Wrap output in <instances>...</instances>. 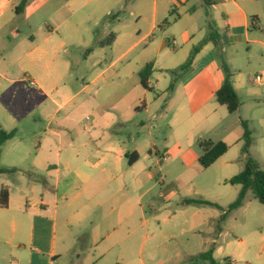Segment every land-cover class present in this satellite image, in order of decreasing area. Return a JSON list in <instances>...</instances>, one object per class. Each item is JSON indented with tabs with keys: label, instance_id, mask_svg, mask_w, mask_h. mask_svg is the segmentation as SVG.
I'll return each mask as SVG.
<instances>
[{
	"label": "crops",
	"instance_id": "0c3cea01",
	"mask_svg": "<svg viewBox=\"0 0 264 264\" xmlns=\"http://www.w3.org/2000/svg\"><path fill=\"white\" fill-rule=\"evenodd\" d=\"M21 1L0 0V128L16 133L0 153V170L9 171L0 173V192L9 191L8 207L0 206V264H200L193 259L213 245L216 261L234 245L240 255L264 249V230L227 241L239 235L231 222L252 229L251 193L226 216L240 192L227 182L246 165L245 155L229 157L243 152V122L264 131V0H62L37 27L19 18L39 0L17 13ZM211 22L242 102L235 114L216 101L225 73L212 43L168 92L171 72L207 38ZM112 34L111 45H99ZM73 48L90 63L70 88L62 81L73 67L65 63L62 72L58 58ZM148 64L151 90L139 77ZM253 71L261 84L253 85ZM25 80L37 87L26 88ZM21 90L32 92L21 98ZM199 140L229 146L214 165L223 160L218 185L233 189L193 198L165 173L164 163L201 166ZM253 147L249 157L264 170ZM91 218L98 235L74 261L80 241L71 242L70 231ZM187 234L193 239L181 241Z\"/></svg>",
	"mask_w": 264,
	"mask_h": 264
},
{
	"label": "rangeland",
	"instance_id": "374dc122",
	"mask_svg": "<svg viewBox=\"0 0 264 264\" xmlns=\"http://www.w3.org/2000/svg\"><path fill=\"white\" fill-rule=\"evenodd\" d=\"M62 0H39V3L34 1L33 7L28 10L25 16H21L19 19H28L35 22L37 26L40 24H43L46 20L51 19L53 16V13L58 9V6L60 5V2ZM264 5V4H262ZM264 8V6H263ZM264 12V11H263ZM262 20L264 24V13H262ZM20 25L22 26V30L25 32V35L29 34L28 24L23 21H21ZM46 31V30H45ZM89 56L86 54V51H78L73 49H70L67 53H61V56L58 58L59 62L58 65L61 66L62 72L65 70V63H68L71 67H73L72 72L68 73L65 76V79H63L62 84H67L70 88L72 86L77 87L76 84V78L80 77V80H82L81 76H83L86 67L90 63V60L88 58ZM21 76H25V73L20 72ZM261 74V73H260ZM259 74V75H260ZM257 71H253L250 73V78H252V83L254 82V78L257 76ZM262 77V75H260ZM263 78V77H262ZM255 83V82H254ZM253 83V85H255ZM63 87V85H62ZM32 89V87H30ZM24 91L20 95L21 98H27L28 95H31L32 91L27 90H21ZM59 101H64L63 98H59ZM71 105H76V102L73 101ZM53 111L55 110L54 105ZM69 109V108H66ZM35 113H38V110L33 111ZM65 111H62V114H64ZM31 119V118H28ZM251 137L253 139V154L257 156L262 163V166L264 167V131L262 129V126L258 123L250 124L249 126ZM164 131H162V134L160 133L159 138H161V135H163ZM218 138V137H217ZM128 138H126L127 140ZM219 140V139H216ZM199 153L201 154L200 148L197 145L196 148ZM229 157H236V159H242L244 157V154L242 151L233 149L232 152L229 154ZM223 163V160L221 162H218L216 165L212 166L208 170H204L201 166H197L196 168L189 169L183 166L181 163H175L171 164L164 163L165 167V173H168L171 178H173V181L176 183L177 188H182V190H186L187 196H191L193 198H202V196H207V194H213L214 192L218 190H224V189H233L229 186V188H224V186L218 185V179L221 177L224 173V168L221 166ZM238 171H235V169L232 171L234 172H240V170L245 169V167L242 165H238ZM187 178H195L192 181H188ZM186 184L187 188H184V183ZM192 182L195 183V185H192ZM161 186L159 185L158 188L152 193L153 195H157L160 191ZM198 193V194H197ZM210 196V195H209ZM148 199H150V196L145 199V204H147ZM251 199L254 201V207L256 209L255 216H252L250 219V216L248 219L251 221L252 229H241L239 227V223H233L232 225H235V231L239 235L229 237L227 241L234 240V238H239L238 236L244 237L249 235L255 230H264V206L260 204L257 200H255L253 194L251 193ZM163 202H159L156 204L157 209L160 205H162ZM148 214L150 215V212L147 210ZM94 218H91L90 220L84 222L82 225L77 226L75 223L72 226V229L70 231V241L76 242L80 241L79 246L72 249V256L73 260L76 261V257L74 256L75 253H77V258L80 254H82L84 251H90L89 244L93 245V243L96 240V237L98 233L95 231L94 227L91 225V222L94 221ZM246 221V219L244 220ZM60 232H63L64 225H60L59 227ZM248 230V231H247ZM239 231V232H238ZM103 236V235H102ZM193 237L191 234H187L184 238L181 239V241L186 240H192ZM180 241V242H181ZM106 245V242L105 244ZM256 248H253L251 252L247 255H240L242 252V249L239 248L237 245L232 246L231 248H225L224 252L222 253L219 261H217L219 264H261L262 259H264V249L262 248V245H255ZM226 247V245H224ZM200 261V260H199ZM189 263V262H188ZM104 264H113V262H108L107 260L104 262ZM190 264V263H189ZM200 264H207L206 262L201 261Z\"/></svg>",
	"mask_w": 264,
	"mask_h": 264
},
{
	"label": "trees",
	"instance_id": "16d2710c",
	"mask_svg": "<svg viewBox=\"0 0 264 264\" xmlns=\"http://www.w3.org/2000/svg\"><path fill=\"white\" fill-rule=\"evenodd\" d=\"M208 6H213L216 4V0H204ZM30 0H22L21 4L17 7V13H23L26 7L28 6ZM166 24H169L167 21ZM261 24L259 17H253L251 22V27H258ZM115 35L112 34L105 43H99L102 45H111L114 42ZM214 44L215 47L219 50V61L221 62V67L225 73V81L223 86L216 94V101L222 106L227 107L231 114H235L239 111L242 106L241 99L237 95L234 84L233 77L234 73L229 68L226 63L221 49V36L216 28V26L211 22L209 24V34L207 38L197 46L188 61L179 67L177 70L172 71L171 75L173 76V83L171 84L168 92L173 93L176 89V84L179 78L188 74L193 66L196 56L199 54L201 49L206 44ZM153 73V64H148L140 73L139 77L141 84L144 89L151 90L149 86V80ZM243 127L245 130L244 134V147L243 154L246 156V165L245 169L239 175L230 179L227 184L233 187H240V192L237 200L229 206L226 216L231 212L240 209L244 206L247 195L252 193L254 198L264 206V170L261 168L260 164L249 157L250 149L253 145V139L251 137V132L247 122H243ZM16 133L13 131L11 133H6L0 128V153L3 145L10 139L14 138ZM198 146L201 151V156L199 163L204 170L211 168L221 157L229 151V146L224 142H213L211 140H199ZM8 170H0V173H8ZM189 203H195L196 201H188ZM9 203V191L7 188H3L0 192V206L7 208ZM215 206L209 202H196ZM223 219L225 216L222 217ZM215 246L213 245L206 253H203L193 260H200L206 262L207 264H219L214 258Z\"/></svg>",
	"mask_w": 264,
	"mask_h": 264
},
{
	"label": "built area",
	"instance_id": "2783aa9c",
	"mask_svg": "<svg viewBox=\"0 0 264 264\" xmlns=\"http://www.w3.org/2000/svg\"><path fill=\"white\" fill-rule=\"evenodd\" d=\"M254 82L256 84H261L263 82V78L260 75H257L254 78ZM26 88L28 87H37V84L34 81H30V80H25L24 81Z\"/></svg>",
	"mask_w": 264,
	"mask_h": 264
}]
</instances>
